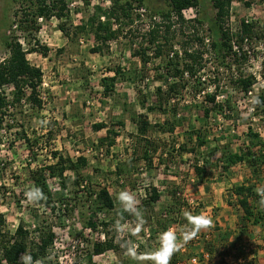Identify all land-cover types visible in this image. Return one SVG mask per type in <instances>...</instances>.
<instances>
[{"label":"rangeland","instance_id":"374dc122","mask_svg":"<svg viewBox=\"0 0 264 264\" xmlns=\"http://www.w3.org/2000/svg\"><path fill=\"white\" fill-rule=\"evenodd\" d=\"M114 1L66 0L67 8L62 18L56 15L38 17V29L35 30L32 21L24 22L23 26L20 21L25 10L36 8L38 0H0V60L9 57L5 38H19L24 49L30 51L27 55L30 62L41 67L44 73L39 87L42 108L32 103L31 88L26 87L21 103L9 108L0 127V214L5 216L11 232L20 221L31 230L38 224L52 225L56 232L54 245L49 249L52 264H137L125 255V249L121 247L125 240H132L140 253L154 250L160 232L171 227L179 234L187 224L183 211L203 212L211 217L212 227L202 230L172 260L191 257L190 252L197 249L198 241L206 243L204 239L225 228L218 215L230 206L228 199L232 186L252 177L246 163L225 170L223 157L230 150L251 143L249 129L260 133L264 140V113L261 106L252 102L264 88L263 37L252 44L246 41L244 47L249 51L248 56L234 62L231 70L217 64L212 53L208 52L204 68L197 76L185 75L187 82L191 80L183 96L165 102L169 111L157 109L150 112L141 101L145 99L146 106L157 103V87L166 90L167 82L173 78L167 74L162 60L153 57V50L147 51L152 58L145 62L136 52L149 45L150 28L154 21L163 19L157 12L167 11L170 0H144L143 4L135 0H118L126 6L129 16L119 11V19L112 18L119 35L105 43L95 38L94 29L87 23L98 7L109 9ZM127 2H131V6ZM214 15L212 0H200L199 6L186 9V26L182 28L178 22L176 27L173 25L178 30L174 38L177 48H181L180 44L187 35L196 33L207 37V19ZM194 17L204 22L192 21ZM32 18L30 15L29 20ZM101 18L105 19V16ZM173 18L177 19L176 16ZM242 20L256 23L261 36L264 0H232L226 26L238 32ZM61 24L65 30L60 28ZM83 24L85 29L81 28ZM94 48L97 50L93 52ZM117 69L121 72L113 91L105 94L101 79L113 76ZM233 71L257 76L258 81L248 94L229 86L233 84L230 76ZM216 84L227 85L229 90L218 97L224 103V110L213 111L208 119L203 120V107L212 106V103L205 102L204 93L212 92ZM192 86H198L196 96L190 92ZM4 92L12 100L15 87L7 85ZM226 100L230 101L231 108ZM174 109L177 118L185 119L184 124L174 132H162L157 127L149 131V135L160 144V149L154 156L153 166L148 167L141 157L144 142L136 136L137 114L147 113L153 124L164 123L167 118L173 120ZM101 122L120 134L109 153L106 142L99 141L106 135V128H93V124ZM188 124L200 129L207 140L195 151H181L179 147L187 143V136L193 133ZM194 144L195 138L187 143V148ZM54 151L64 158L76 159L83 155L88 160L81 171L84 178L81 185L75 183L78 177L75 171L67 170L64 176L55 174L53 177L47 172L54 197L62 205L61 208L56 205L59 209L55 212L29 202L24 195L26 190L33 188L31 171L55 163ZM197 161L206 169L203 179L195 170ZM65 179L66 183H63ZM99 186H108L114 198L115 208L110 212L91 208L95 196L90 197V190H97ZM152 187L158 189L161 198L151 206H143ZM124 189L136 195L145 223L139 235L125 233L118 238L113 228L118 219L129 228L137 223V217L122 213L117 203V195ZM230 211L237 221L241 210L230 206ZM89 220L96 222V229L88 224ZM107 237L113 239L119 248L93 254V243ZM214 243V257L207 264H234L237 258H241V264H264V228L260 225L251 226L250 232L245 233L242 241H238L228 254L220 255L225 253L221 247L224 242ZM202 253L199 251L197 255L201 258ZM221 257H225L224 260Z\"/></svg>","mask_w":264,"mask_h":264},{"label":"trees","instance_id":"16d2710c","mask_svg":"<svg viewBox=\"0 0 264 264\" xmlns=\"http://www.w3.org/2000/svg\"><path fill=\"white\" fill-rule=\"evenodd\" d=\"M139 4H143L144 0H135ZM232 0H212L213 8L215 9V15L212 19H207L208 36L202 37L196 33L193 35H187L186 40L180 44L181 48H177L174 38L177 36V28L175 24L178 22L180 26L184 28L186 26V20L184 18V11L190 7L199 6L200 0H170V8L167 11H158L163 19L162 21H154L153 27L150 28L149 45L142 50L137 51L143 61H149L152 56L147 55L148 50H153V57L160 58L164 63V68L172 78L173 81L167 82L166 90L162 86L157 87L158 101L152 105L146 106V100H142L141 104L148 111L165 110V102L175 98L177 96L182 97L183 91L190 87V80H185L187 74L190 78L197 76L204 67L205 54L212 53V56L217 61V64L227 66L230 70L235 66L234 62H238L240 59H245L248 56V49H245L244 44L246 41L253 43L254 40L264 38V31L259 36L256 29V23L248 20H242L240 31L233 32L227 27V18L230 14ZM127 5L131 6V2H127ZM58 8L56 12L55 9ZM66 0H38L36 8H30L25 10L23 18L20 21V25L23 26L24 22H33L35 30L38 29L37 18L45 17L50 18L53 15L62 18L65 13ZM55 11V12H54ZM125 16H129L128 9L123 4H120L118 0L114 1V4L109 9L97 8L95 15L91 16L88 23L94 30L95 38L102 42H108L118 37L119 31L113 27L112 18L119 19L120 12ZM33 18L29 20V16ZM105 16V19L101 17ZM173 16H176L175 20ZM155 17V15H154ZM198 23H203L201 18L194 17L191 19ZM173 25L175 26L173 28ZM60 28L65 30L63 24ZM82 29L86 28V25L81 26ZM180 30L183 32V29ZM163 29V30H161ZM178 34V33H177ZM184 34V32H183ZM185 36V35H184ZM5 44L9 49V57L0 60V127L4 124L6 115L8 114L11 106H17L21 102V97L24 93V88H31L30 99L35 106L42 108L43 101L40 97L39 87L43 83V70L41 67L33 65L28 59V53L30 51L25 50L22 41L19 38H5ZM35 50V49H31ZM97 49L94 48L93 52ZM264 67V57H263ZM120 69L115 71L113 76L103 77L101 79L102 86L104 87L105 94H109L113 91L114 83L117 79ZM264 75V71H263ZM231 76L232 85L231 88L236 91H242L248 94L253 86L257 83L258 78L254 74L245 75L239 73V71H233ZM193 82L191 83V85ZM5 85H13L15 87L14 98L9 100L3 90ZM227 85L216 84L215 89L212 92H205L204 99L206 103H212L211 107H203L202 119H208L211 112H219L224 110V103L218 100L220 95L229 92ZM195 90V91H194ZM190 92L196 96L198 86H192ZM166 96V98H164ZM259 101L258 106L262 107L264 113V88L257 95ZM227 101V106L231 108L230 101ZM173 120L171 117L167 118L164 123L153 124L147 113L140 112L137 114V138L139 141L144 142L142 147V159L147 163L148 167L153 166V159L155 154L160 149V144L156 142L154 138L149 135V131L153 127H157L162 132H174L177 127H181L184 124V118H177V110H173ZM177 118V119H176ZM193 133L188 135V141L193 142L195 138V144L188 149L187 143L181 144V151H195L197 148L203 147L207 140L200 129H197L194 125L188 124ZM95 130H101L106 128V135L99 138L101 143L106 142L107 152L111 151V148L116 143V138L120 135L113 128L107 124L95 123L93 124ZM195 136V137H194ZM250 142L242 148L236 150H230L227 155L223 157V168L228 170L232 166L246 163L250 170L252 177L246 182L235 184L230 189V197L228 204L230 206L238 207L241 213L238 214L237 219V233L229 243H223L221 245L224 250L222 254H228L232 247L237 246L238 241H242L245 233L250 232L251 226L260 225L264 228V210H261L258 206V199L255 189L258 185H264V140L261 138V134L258 132L248 131ZM191 140V141H190ZM1 143V139H0ZM56 158L55 163L47 166H42L31 171V179L33 181V187L40 188L45 196V199L38 201L37 206H43L45 208L59 209L61 208L54 193L51 190L49 176L58 174L64 176L67 170L75 171L78 177L75 181L77 185H81L83 177L81 171L87 165V158L83 155L78 156L76 159L64 158L59 152H53ZM195 165V170L198 176L203 179V174L206 172L205 167L199 165V161ZM68 178V177H67ZM66 178V179H67ZM63 181V183H66ZM203 182V181H202ZM95 196L92 202L93 207L96 210L110 212L115 208V201L111 195V191L108 186H99L97 190H90V197ZM236 196V201H233V197ZM161 198V193L157 188L152 187L150 189V195L143 203V206H151ZM20 202V201H19ZM63 209V208H62ZM171 222V221H170ZM45 223V222H44ZM88 224L92 229L97 228L96 222L89 220ZM181 224H185L182 222ZM56 239V232L52 225L38 224L34 230L29 229L20 221L15 230L11 232L7 227V220L3 214H0V252H2V259L0 264H19V257L21 253H29L34 261H40L41 264H52L49 258V249L54 245ZM205 251H208L212 256L214 255L213 247H216L214 240L204 239ZM119 245L116 244L113 239L108 237L105 240H96L93 243V254H103L108 250L118 249ZM257 253V252H254ZM202 255V254H201ZM222 258V257H221ZM225 258V257H223ZM222 258V260H224ZM239 260V261H238ZM4 261V263H3ZM178 259L171 260V264H176ZM241 258H237L236 263H239ZM223 262V261H222ZM227 264V263H226Z\"/></svg>","mask_w":264,"mask_h":264},{"label":"clouds","instance_id":"9594fccd","mask_svg":"<svg viewBox=\"0 0 264 264\" xmlns=\"http://www.w3.org/2000/svg\"><path fill=\"white\" fill-rule=\"evenodd\" d=\"M254 104L259 103L258 99H253ZM258 199V206L264 210V185H258L255 189ZM27 200L31 203H37L45 199V196L40 188H30L24 193ZM117 203L120 206L122 213L126 212L137 217L135 227L129 228V225L122 224L118 219L113 225V228L118 238H122L125 233H130L132 236H137L142 231L145 223L138 209L139 201L133 192L127 189L121 190L117 195ZM183 216L187 224L180 230L179 234L176 229L168 228L162 231L157 236L158 246L154 250L140 253L137 250V245L132 240H125L121 245L125 249V255L137 264H171L173 256L181 251L182 247L194 239L202 230H207L213 225L211 217L203 212L192 214L189 211H183ZM19 264H40V261H34L29 253H21Z\"/></svg>","mask_w":264,"mask_h":264},{"label":"crops","instance_id":"0c3cea01","mask_svg":"<svg viewBox=\"0 0 264 264\" xmlns=\"http://www.w3.org/2000/svg\"><path fill=\"white\" fill-rule=\"evenodd\" d=\"M226 208H225L226 211H221L220 214L218 215V218L220 219V223L223 224L225 228L217 230V235L215 233L211 234L208 241L214 240L213 242H217V243L221 242L220 244H222L223 242L224 243L226 242L228 244L229 241H231L234 235L237 233L236 217L230 211V206H227ZM232 221L234 222L233 224H232ZM213 236H216V237L213 238ZM204 246H205L204 242L200 243L198 241L197 249H193L192 252L189 251L192 254L191 257H193L194 255H197L199 251L204 252L205 251ZM191 257L180 258L178 259L176 264H192ZM212 257H214V255Z\"/></svg>","mask_w":264,"mask_h":264},{"label":"built area","instance_id":"2783aa9c","mask_svg":"<svg viewBox=\"0 0 264 264\" xmlns=\"http://www.w3.org/2000/svg\"><path fill=\"white\" fill-rule=\"evenodd\" d=\"M5 86H7V85H5ZM5 86H4V88H5ZM4 88H3V90H4ZM5 95H6V93H5ZM88 103H89V101H88ZM211 257H212V255L208 251H204L202 253L201 258L197 255H194L193 257H191V262H192V264H203V263L207 264L208 261L211 259Z\"/></svg>","mask_w":264,"mask_h":264}]
</instances>
